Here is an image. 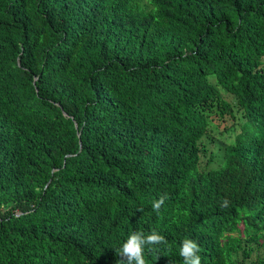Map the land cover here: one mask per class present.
Instances as JSON below:
<instances>
[{"label": "trees", "instance_id": "trees-1", "mask_svg": "<svg viewBox=\"0 0 264 264\" xmlns=\"http://www.w3.org/2000/svg\"><path fill=\"white\" fill-rule=\"evenodd\" d=\"M152 230L146 264H264V0H0V264Z\"/></svg>", "mask_w": 264, "mask_h": 264}, {"label": "clouds", "instance_id": "clouds-1", "mask_svg": "<svg viewBox=\"0 0 264 264\" xmlns=\"http://www.w3.org/2000/svg\"><path fill=\"white\" fill-rule=\"evenodd\" d=\"M167 195H161L152 204L153 211L160 214V210L164 205ZM229 202L224 200L221 204L222 208H227ZM166 238L152 230L147 235L143 231L132 232L122 246L117 250L118 255L121 257L120 264H146L144 258L145 247L150 249L156 245L166 244ZM201 248L197 241L193 239H184L181 242L179 249V256L183 260V264H201V257L199 253Z\"/></svg>", "mask_w": 264, "mask_h": 264}, {"label": "rangeland", "instance_id": "rangeland-1", "mask_svg": "<svg viewBox=\"0 0 264 264\" xmlns=\"http://www.w3.org/2000/svg\"><path fill=\"white\" fill-rule=\"evenodd\" d=\"M206 146L210 149L211 147H212V144H211V142L210 141H207L206 142ZM206 155L205 156H202L201 155V157H200V162H199V165L200 166H202L203 164H204V162H205V160H206ZM255 254V253H254ZM256 254H259V255H264V251L261 249V250H258L257 252H256Z\"/></svg>", "mask_w": 264, "mask_h": 264}]
</instances>
